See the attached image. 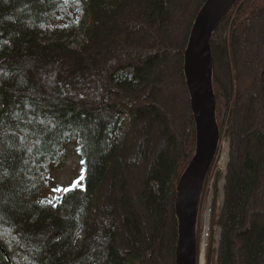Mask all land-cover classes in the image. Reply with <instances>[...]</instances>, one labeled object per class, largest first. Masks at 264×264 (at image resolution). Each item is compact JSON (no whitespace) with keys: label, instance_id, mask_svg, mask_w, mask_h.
Segmentation results:
<instances>
[{"label":"trees","instance_id":"1","mask_svg":"<svg viewBox=\"0 0 264 264\" xmlns=\"http://www.w3.org/2000/svg\"><path fill=\"white\" fill-rule=\"evenodd\" d=\"M79 1L74 13L65 0H0V264H176L177 186L197 144L184 75L193 0ZM75 19L78 48L63 41ZM219 27L229 162L206 264H264V0H241ZM164 108L182 115L180 142ZM72 143L83 175L52 197L47 172Z\"/></svg>","mask_w":264,"mask_h":264},{"label":"water","instance_id":"2","mask_svg":"<svg viewBox=\"0 0 264 264\" xmlns=\"http://www.w3.org/2000/svg\"><path fill=\"white\" fill-rule=\"evenodd\" d=\"M241 0H206L193 23L184 53V75L196 126L195 156L177 186L176 264H200L197 225L205 183L221 151L214 91L213 35Z\"/></svg>","mask_w":264,"mask_h":264},{"label":"rangeland","instance_id":"3","mask_svg":"<svg viewBox=\"0 0 264 264\" xmlns=\"http://www.w3.org/2000/svg\"><path fill=\"white\" fill-rule=\"evenodd\" d=\"M202 1L203 0H193V7L195 8L196 17L201 7L204 5L202 4ZM81 5L82 3L79 0L67 1L68 10H72V12L74 13L80 12L82 8ZM76 22H77V19H75L73 25H71L73 28V31H71V33L67 31L63 34V41L69 44L73 48H78L80 46L83 40V33H84L82 31L84 22H80L78 26L77 27L75 26L74 28V24H77ZM42 37H45L48 40H54L57 38V36H55L54 34H43ZM262 43L263 42L259 40V44L262 45ZM165 55L167 58H169L170 62L172 63V60H173L172 54L166 53ZM221 56H222V49L220 48V45L214 44V47H213L214 71L218 75L220 81L223 82L225 67L223 64L224 63L223 60L220 59ZM165 110L166 109L164 108L163 119H165L166 117L168 118V120L167 119L166 120L168 121L169 127L173 129V132H176L177 129L179 131L181 128V123H182L180 122L181 119L179 118L182 117V115L181 114L174 115L173 113L166 112L168 109L166 111ZM171 121L175 123V128L174 126H172L173 123L172 124L170 123ZM164 129L166 130V127H164V120H163V131ZM178 131L176 132L177 135H178ZM172 134L175 135L174 133ZM167 135H170V133H167L166 131L163 132V149L167 145V142H166ZM180 135H178V142L182 140V135L181 136ZM160 140H161L160 137L155 138V143H157L158 141L160 142ZM228 156H229V143L227 141H222L221 151L219 153V160L217 162L216 168L214 169L213 167L214 169L213 176L209 183L210 192L206 196L204 202H202V208H201L202 214H201V220H200L202 222L201 240H200V264H206V249H207L208 240H209V230H210V223H211V206H212V202L215 197V194H216L215 189H214V186H215L214 184L216 182V179H219L218 196L220 197H219L218 205L222 207V204H223L225 176L227 173V167H228V162H229ZM47 174H48L47 175L48 191H49V195H51L52 197H55L57 194H60L59 192H53L52 191L53 188H69L75 183H78L80 178L83 175V163L78 153V146L74 143L70 144L67 148L66 156L61 161L57 162L53 167H51L50 170L47 172ZM86 228L84 227L83 229L85 232L82 233L81 235L82 238H84L86 233L89 232L88 230L86 232ZM220 238H221V231L220 229H216L215 240L217 243L215 244V248H218V242L220 241ZM94 246L98 247L96 245ZM166 253L169 256L168 250ZM166 263L168 264V258L165 257L164 264ZM211 264H216V258Z\"/></svg>","mask_w":264,"mask_h":264},{"label":"snow or ice","instance_id":"4","mask_svg":"<svg viewBox=\"0 0 264 264\" xmlns=\"http://www.w3.org/2000/svg\"><path fill=\"white\" fill-rule=\"evenodd\" d=\"M52 191L53 192H59V193H62V194H67V193H69V192H72V191H74V189H72V188H53L52 189ZM60 199H62L63 198V196H61V197H59Z\"/></svg>","mask_w":264,"mask_h":264}]
</instances>
